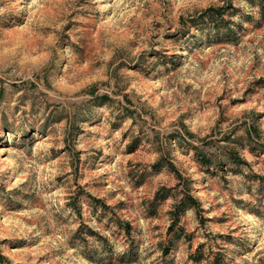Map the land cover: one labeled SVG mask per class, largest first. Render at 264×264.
<instances>
[{
	"label": "rangeland",
	"instance_id": "rangeland-1",
	"mask_svg": "<svg viewBox=\"0 0 264 264\" xmlns=\"http://www.w3.org/2000/svg\"><path fill=\"white\" fill-rule=\"evenodd\" d=\"M184 189L200 210L171 228ZM0 254L264 264L261 8L0 0Z\"/></svg>",
	"mask_w": 264,
	"mask_h": 264
},
{
	"label": "trees",
	"instance_id": "trees-1",
	"mask_svg": "<svg viewBox=\"0 0 264 264\" xmlns=\"http://www.w3.org/2000/svg\"><path fill=\"white\" fill-rule=\"evenodd\" d=\"M251 4L255 6H259L261 8V13L264 17V0H248ZM226 8H218V9H211L205 12V14L202 16V19H208L211 20V22H215V19L222 18L223 13L226 11ZM205 162H209L206 159H203ZM235 163H238L240 161H237L236 158H233ZM243 164V163H241ZM180 182H182L181 175H178ZM164 190H160L156 193L155 200L149 204V206L154 205L157 201H163L166 200L169 195L167 193L163 192ZM188 209H194L195 211L200 210V204L197 199H195L189 189H184L181 195V198L175 203L172 211L170 212V215L172 217V225L171 228L176 225L177 221L179 220V216L181 213H183L185 210ZM169 248H164L163 253L166 255ZM5 261L4 257L0 254V262L3 263ZM219 263V262H218Z\"/></svg>",
	"mask_w": 264,
	"mask_h": 264
}]
</instances>
